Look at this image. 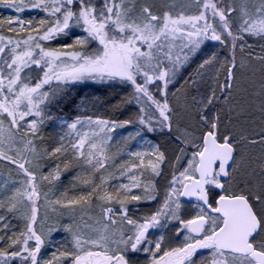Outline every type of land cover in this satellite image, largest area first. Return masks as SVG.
Listing matches in <instances>:
<instances>
[{"label":"snow or ice","instance_id":"6c2138e0","mask_svg":"<svg viewBox=\"0 0 264 264\" xmlns=\"http://www.w3.org/2000/svg\"><path fill=\"white\" fill-rule=\"evenodd\" d=\"M0 4L17 13H45L35 23L9 18L7 31L13 35L0 34V161L15 166L22 177L11 188L7 182L0 184V242L7 240L0 248V264H137L141 254L146 264H198L202 250L208 257L203 264H264V0H181L178 9L170 5L158 12L149 4L138 8L136 0ZM193 6L195 14L189 12ZM77 29L82 35L71 44L53 48L46 43ZM249 39L259 42V54ZM208 41L228 54L221 58L213 51L200 63L196 75L202 79L203 70L215 69L213 83L205 95L193 98L196 123L181 126L169 86ZM253 62L260 65L259 80ZM34 67L42 76L30 75ZM244 71H252L242 89L247 99L244 105L234 104L233 94L241 90L238 73ZM85 81L130 84L133 91L126 102L141 105L136 121L77 118L66 125L67 135L75 140L51 152L38 151L35 141L41 125L53 118L50 108ZM241 116L245 124L237 128L233 121ZM133 123L140 129L130 138L143 139L142 132L168 135L175 155L169 159L159 145L131 153L133 162L119 168L129 182L109 190L113 174L102 172L113 159L108 155L109 133ZM85 124L90 132L77 130ZM69 150L72 159L92 169L89 176L77 177L88 191L71 199L66 194L55 200H48V193L43 196L53 212L98 201L99 218L83 227L74 216L62 222L63 213L52 223L47 216L39 218L40 182L58 180L61 172L57 164L54 173L44 175L41 162L45 157L59 159ZM166 164L172 172L163 201L153 213L134 219L129 203L158 199L155 183L141 177L145 171L160 176ZM185 202L196 209L191 218L182 215ZM16 218L23 221L22 231L13 230L11 220ZM172 222L180 243L165 246L162 234L150 239L151 230L168 229ZM44 248L52 250L47 259L40 255Z\"/></svg>","mask_w":264,"mask_h":264},{"label":"rangeland","instance_id":"374dc122","mask_svg":"<svg viewBox=\"0 0 264 264\" xmlns=\"http://www.w3.org/2000/svg\"><path fill=\"white\" fill-rule=\"evenodd\" d=\"M181 0H136L137 7L144 4H149L152 7L153 11H163L167 10L170 5H175L176 8H179ZM187 2V0H185ZM227 2V0H226ZM98 5L100 3H97ZM8 8V7H7ZM6 10L5 5L0 6V15ZM2 11V12H1ZM196 8L193 6L189 9L191 14H195ZM5 12V11H4ZM20 16L23 20H32L34 23L38 22L41 18L45 16V13L39 11V13H33L31 11H25L23 13H17L14 9L8 8L5 12L4 21L0 28L3 29L2 33L5 36H11L13 33L7 31L8 24L6 21L9 18H15ZM0 21L2 17L0 16ZM13 27H17L13 25ZM77 35H82L80 30H75L73 35L61 36L57 40L51 42H46L50 47L59 48L67 44L73 43ZM250 44L255 45V51L257 54L260 53L259 42L249 39ZM213 51H219L221 58L226 56L227 49L223 48L217 42H205L202 45L201 50H199L190 61L180 69L177 74L176 80L173 85L169 86V100L170 103L177 108V118L181 123V126L195 124L198 119L196 114V108L193 102V98H199L207 93L208 87L213 83V75L216 72L215 69H205L203 70L204 75L201 79L200 76H197L200 63L207 58ZM241 59L239 50H237V60ZM252 70L255 71V79L259 80L260 78V65L256 62H253ZM42 75V72H41ZM239 83L241 85V90L234 92L233 94V103L239 102L241 105H244V101L247 99V94L242 91L244 87L247 86L248 80L252 78V71L239 72ZM219 78L223 80V72L219 74ZM195 79L197 83L193 84L192 80ZM56 82L54 83V86ZM53 86V87H54ZM92 95H90V92ZM133 89L130 84L121 83L118 81L113 82H94V81H85L83 83H77L70 90V95L65 99V101L55 107H51L52 119H46L44 124L40 127L39 139L35 141L37 150L44 152L47 150L51 152L52 149L60 146L63 142L65 145L68 144L69 139L75 140V136H68L69 129L67 124L72 123L77 118L80 120H86L87 117L91 116L93 119L103 118L108 120H115L118 122H123L126 120L136 121L137 114L141 105L137 104L134 100L131 103H127V100L131 99V93ZM155 92V89L153 88ZM175 93V95H173ZM82 94L84 95L82 97ZM75 98L76 103L74 108L70 105L68 100H73ZM159 98V97H157ZM154 110V109H153ZM233 124L239 128L245 124V117L241 116L239 120H234ZM140 129L138 123H133L126 127L116 128L114 131L110 132L109 135L112 137L111 141L108 142V155L112 157V160H109L106 165V171L102 170L104 175L108 173L113 174L108 182L109 190H114L121 183H128L126 176H121L119 168L124 165L130 164L133 162L134 157L131 156V153L134 152H147L150 149L151 145H159L160 149L163 150L166 155L171 159L175 155V144L171 142V139L168 135L160 133H147L142 132L140 136L132 139L130 137L135 136L137 130ZM78 131L81 132H90L92 129L85 124L83 127L78 125ZM61 137H65L62 141ZM148 157H145V165H147ZM71 161L68 168L65 170L64 165ZM115 163V167H113ZM138 163V161H137ZM57 164L60 165L61 172L58 180L41 181L40 182V192L41 198L39 201V218L43 219L45 216L49 218L48 222L52 223L53 219L56 218L59 213H63L60 216V220L64 223L69 222L70 217L74 216L77 223L81 224L87 222L92 224L94 219L99 218L100 207L98 201H93L91 206H85L83 208L77 206L74 211L68 209L58 208L56 212H53L52 206L49 205L43 194L48 193V200L55 199H64L65 194L68 199H71L73 196H79L82 193L88 191V187L83 185L77 180V177H86L92 173V169L84 164V162L77 161L72 159L71 150L65 155H60L59 159L56 157H45L41 162V171L44 175H47L49 172H55ZM171 168L167 164L162 168V174L160 176H154L150 171H145L141 177L142 181L145 183L153 181L156 185V190L158 193V199L152 202H131L128 204L129 215L134 219L143 217L153 213L159 204L163 201L164 195L168 188V182L171 179ZM99 174H97L98 176ZM22 179L18 175V169L15 166L8 164L5 161H0V184L4 182L8 183V187L13 186V181H19ZM97 183L99 180L97 179ZM16 186H19L18 184ZM135 192L139 193L141 190L134 189ZM116 208H119V205H115ZM196 209L191 205L184 203L182 208V215L184 218H191L195 215ZM92 218V219H90ZM11 223L15 226L14 231L23 230V221L21 219H12ZM176 224L172 222L169 224L168 229H153L150 232V239H157L159 235H163L165 238V246H176L182 240V237H177L175 232ZM7 246V240L0 242V248ZM51 249L44 248L41 250V257L44 259L49 258L51 255ZM207 250H202L197 254L198 264H203L207 260ZM137 264H146V261L143 257V254L140 255Z\"/></svg>","mask_w":264,"mask_h":264},{"label":"flooded vegetation","instance_id":"af4514ba","mask_svg":"<svg viewBox=\"0 0 264 264\" xmlns=\"http://www.w3.org/2000/svg\"><path fill=\"white\" fill-rule=\"evenodd\" d=\"M96 3H101V0H96ZM8 8L6 7V10H7ZM32 10V12L35 14L36 12L37 13H39V10H33V9H28V10H26V11H31ZM65 44H67V41L65 42ZM30 71V75L32 76V77H36V76H42L41 75V72L39 71V69H35V67L32 69V70H29ZM54 83H55V81H53V83H52V87L54 86ZM47 87H49V86H46V88ZM185 204H187V205H191V203H187V202H185Z\"/></svg>","mask_w":264,"mask_h":264},{"label":"trees","instance_id":"16d2710c","mask_svg":"<svg viewBox=\"0 0 264 264\" xmlns=\"http://www.w3.org/2000/svg\"><path fill=\"white\" fill-rule=\"evenodd\" d=\"M3 6V4H0V6ZM5 12L7 11V10H4ZM2 12V14L0 15L1 17H2V21H4V16H5V12ZM28 12V11H27ZM90 93V95H92V93H91V91L89 92ZM84 95L82 94V97H83ZM67 102H70V105L72 106V108H74L75 109V107H74V104L76 103V100H75V98H73V100H68Z\"/></svg>","mask_w":264,"mask_h":264},{"label":"water","instance_id":"95a60500","mask_svg":"<svg viewBox=\"0 0 264 264\" xmlns=\"http://www.w3.org/2000/svg\"><path fill=\"white\" fill-rule=\"evenodd\" d=\"M188 203V202H187Z\"/></svg>","mask_w":264,"mask_h":264}]
</instances>
